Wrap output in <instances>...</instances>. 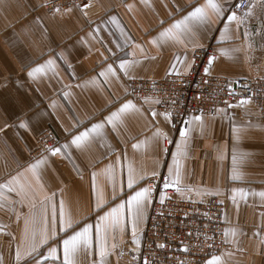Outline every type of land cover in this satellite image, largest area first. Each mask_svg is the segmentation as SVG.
<instances>
[{"label": "crops", "instance_id": "crops-1", "mask_svg": "<svg viewBox=\"0 0 264 264\" xmlns=\"http://www.w3.org/2000/svg\"><path fill=\"white\" fill-rule=\"evenodd\" d=\"M234 2L221 0L226 10H235ZM204 3L205 0H91L86 8H72L71 13L46 12L41 8V0L0 3V129H3L0 184L20 176L19 184L14 185L16 191L0 192L3 264H17L18 246L22 253L19 264H36L50 247L57 246V239L66 238L59 232L57 220V239L41 245L39 254L26 255L32 240L30 233L25 239L24 218L34 214L39 229L41 202L52 193L57 208L63 200L66 215L78 222L75 230L85 223L93 225L90 252L78 259L81 264H93V261L99 264L95 242L97 217L144 188V181L153 172L174 179L169 168L175 170L177 161L179 185L183 188L181 197L204 200L214 196L223 204L224 240L228 247L213 255L220 256L222 264H264V213L256 211V206H264V198L259 195L264 192V122L255 118L253 105L221 106L214 116L194 114L174 131L170 120L155 109L154 101L137 103L127 97L128 82L132 79H159L169 73H187L189 68L184 61L192 62L194 45L213 43L217 56L211 72L215 75L235 79L264 74L259 73L264 69L263 60L249 47L245 22L239 28L233 22L229 33L222 35L226 18L217 20L211 15L212 23L195 37H181L183 44L174 38H159L158 44L151 43L192 10L186 7L178 11L179 5L195 7ZM98 27L100 31L96 32ZM50 59L55 61V66L48 67L46 74L28 76L29 71ZM122 60L131 62L127 75L119 67ZM109 65L116 74L99 77ZM129 100L139 110L124 113L115 130L106 125L91 143L69 147L70 155L33 154L42 132L51 130L60 139L56 147L68 144L73 136L103 121ZM152 111L157 113L155 117ZM195 116H201L202 120H193ZM21 123L27 127H19ZM186 127L189 134L185 140L180 131ZM158 132L166 134L167 139L157 136ZM42 155L47 157V163L38 169L41 189L27 169ZM130 167L136 179L131 189L128 188ZM20 184L25 186L23 194ZM241 189L247 193L246 197L241 196ZM97 203H102L103 208L98 209ZM149 207L150 202L137 230L138 243L134 242L130 222L123 233H115V239L109 236L111 254L105 257L106 264H137ZM71 234L69 231L68 235ZM112 244L116 245L114 250ZM62 261L60 244L57 259L47 264H62Z\"/></svg>", "mask_w": 264, "mask_h": 264}, {"label": "built area", "instance_id": "built-area-1", "mask_svg": "<svg viewBox=\"0 0 264 264\" xmlns=\"http://www.w3.org/2000/svg\"><path fill=\"white\" fill-rule=\"evenodd\" d=\"M90 1L41 0L44 5L41 8L55 12L58 6L62 13L66 8L82 9ZM240 3L241 0H235L233 7L243 15L247 7L237 8ZM247 3L248 0H243L244 5ZM213 55L217 56L215 46L209 43L192 51L194 63L191 62L192 66L185 74L169 73L159 79H132L128 82L127 97L137 103L152 100L159 112H171L170 128L174 131L185 125L194 114L214 116L219 107L240 104V100L247 97H252L248 103L255 108L256 119L264 122V75L235 79L212 72L205 75L203 69L208 66V57ZM59 143L60 139L51 130H46L39 134L33 154L42 153L45 147L53 148ZM166 180L171 181L167 175L157 174L144 181L145 187L152 189V194L137 264H144L145 259L148 264H180L181 261L204 264L209 256L228 247L224 240L223 204L214 196L204 200L183 198L180 195L182 186L165 188ZM256 211L264 213V206H256ZM186 245L188 252L184 251Z\"/></svg>", "mask_w": 264, "mask_h": 264}, {"label": "snow or ice", "instance_id": "snow-or-ice-1", "mask_svg": "<svg viewBox=\"0 0 264 264\" xmlns=\"http://www.w3.org/2000/svg\"><path fill=\"white\" fill-rule=\"evenodd\" d=\"M3 0H0L2 3ZM44 5L41 4V7ZM73 7H77L73 5ZM87 5H85V8ZM131 9V5L128 6ZM190 7L192 8L191 11H188L186 15H184L181 19L174 21L172 25H170L167 29H164L161 33H159L158 38H153L151 43L158 44L159 38H174L177 43L183 44L184 40L181 38L182 36H186L189 38L195 37L199 31L206 26L207 24L212 23L211 15H215L217 20L221 18H226V23L224 24L223 34H227L230 31V26L235 22L237 28L240 27L241 24L244 23V19L252 14L253 10V3L252 0H248L247 5L243 4V0L241 3L236 5L237 8L247 7V11L243 13V15H238L237 11L228 9L226 10L221 3V0H205L204 4L192 7L191 4L188 5H179L177 7L178 11H183L184 8ZM72 8H66V13H71ZM261 10L264 13V0H261ZM60 7H55V13H60ZM230 12V14H228ZM86 14V13H85ZM114 19V18H113ZM163 23V22H162ZM99 32V27L95 30ZM91 35V34H90ZM247 32L245 31V36H247ZM231 38V37H229ZM200 45H194L193 51H195L196 47ZM63 59V56L59 57ZM216 56H209L207 64L208 66L204 67L203 71L205 75L211 74V65L213 64ZM130 61L122 60L119 64L121 70L125 71L127 75V68L130 66ZM184 63L187 64V67L190 69L192 64L188 63L185 59ZM194 63V61L192 62ZM55 61L48 60L43 65H38L37 67L33 68L31 71L28 72V76L32 78H36L40 74H46L48 67H54ZM175 68V66H173ZM109 74L115 75V69L112 65H109L108 68L101 73H99V77H107ZM179 74V73H178ZM95 78H93V81ZM231 87V86H230ZM67 96V94H65ZM252 97H247L246 99H241L240 104H245L250 102ZM52 107H55L53 103ZM231 107V105H230ZM136 109V105L131 101H127L117 111L112 112L109 116L105 117V119L101 122L92 124L91 127L86 128L84 131L79 132L77 135L73 136L72 140L68 144L61 145L59 147L48 148L45 147L44 152L50 153L52 156L64 154L70 155L67 149L71 146H76L77 148L81 147L82 144L85 142L91 143L95 136L99 134V132L106 126L111 125L113 130L116 128V122L121 119V116L128 112L129 110ZM137 111L139 109H136ZM157 113L152 111V116L155 117ZM165 119H170L172 117L171 112L163 113ZM193 120H202L201 116L193 117ZM7 127V125H5ZM19 127H27V124L21 123ZM3 129H0L2 131ZM69 134H71V131ZM189 134V129L186 127L180 131V136L187 139ZM157 136H162L165 140L167 139V135L164 133H157ZM137 145H133L136 147ZM179 147V145H178ZM176 154H174L175 160ZM47 163V157L42 155L39 159L36 160L34 164L29 165L27 171L31 172L32 175L35 177L37 184L43 188V185L40 184L41 176L39 175L38 169L41 165ZM111 167V166H110ZM169 172L171 175L174 176V179H171L169 182L166 180L164 187L170 188L173 186H178L180 184V169L179 163L176 162L175 170L173 168H169ZM156 173L153 172V176ZM139 179H144V176H140ZM20 176L11 177L8 181L3 184H0V192L4 189H7L8 192H14L17 189L14 185L19 184ZM136 183V179L134 178L133 169L129 168V176H128V188L131 189ZM24 185L20 184V194L24 193ZM92 188L93 191H96V174L93 173L92 178ZM113 196H116V184L113 177ZM177 191H180V188L177 187ZM241 192L242 197H246L247 193L244 190H239ZM152 194V189L148 187L141 188L138 191L133 192L131 195H128L125 201H121V203L117 204L115 207H112L109 211L105 212L103 215H99L97 217V222L95 224V242L97 248L99 250L100 261L99 264H106L105 257L110 255L111 252L109 250V236L111 235L113 239H115V233L119 231L123 233L126 225L128 222L131 223L132 226V235L134 238V242L138 243V240L135 239L137 235V230L142 224L145 218V211L147 209L148 203L150 202ZM259 195L264 198V192L259 193ZM99 199V198H98ZM235 200V197H233ZM102 203H97L96 207L98 209L103 208ZM19 215L17 219H19ZM57 220L59 222V232H63L66 238L62 240H58V232L56 230ZM38 221L34 214L26 216L24 218V233L25 239L28 238L29 233L31 234L32 244L30 246V251L26 253V255L31 256L33 253L39 254V248L41 245L46 246L50 239H57V246L50 247L48 249L47 255H41L40 259L36 260V264H47L49 260H56L58 247L62 244L63 249V261L62 264H81V260L78 259L81 255H87L90 252L92 243H93V225L89 223H85L82 228L79 230H75L78 227V222L74 220L70 215H66L65 212V203L63 200L59 202V207L57 208V203L55 201V193H52L51 196H45L43 201L41 202V216L39 220L40 228L37 229ZM31 226V227H30ZM71 231V235H68V232ZM235 234L233 230V235ZM227 235V233H226ZM207 239V237H206ZM38 241V242H37ZM158 247H164V245H158ZM112 250L116 248L115 244L111 246ZM184 251L188 252L189 248L186 245L184 247ZM22 258L21 249L18 246L16 250V261L19 264V261ZM0 264H3L2 257H0ZM27 264V262H25ZM93 264H96L93 261ZM144 264H148L147 259H145ZM180 264H185V262L181 261ZM207 264H222V259L220 256L213 255L210 260L207 261Z\"/></svg>", "mask_w": 264, "mask_h": 264}, {"label": "rangeland", "instance_id": "rangeland-1", "mask_svg": "<svg viewBox=\"0 0 264 264\" xmlns=\"http://www.w3.org/2000/svg\"><path fill=\"white\" fill-rule=\"evenodd\" d=\"M252 3V14L244 19L246 25L245 30L248 34L247 40L249 41V47L252 48L253 53H257L259 55V59L264 62V13H262L261 10V0H254ZM262 71L259 73H264V69H262Z\"/></svg>", "mask_w": 264, "mask_h": 264}]
</instances>
